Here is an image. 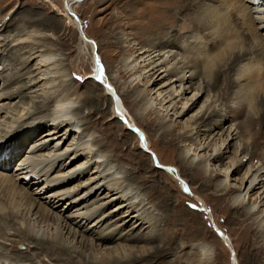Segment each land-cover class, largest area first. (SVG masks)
I'll return each mask as SVG.
<instances>
[{"label": "bare ground", "instance_id": "bare-ground-1", "mask_svg": "<svg viewBox=\"0 0 264 264\" xmlns=\"http://www.w3.org/2000/svg\"><path fill=\"white\" fill-rule=\"evenodd\" d=\"M164 1L170 9L176 6L179 0ZM196 1L200 2L198 5L203 8L201 10H204L206 16H202L204 20H200L201 24L199 21L197 23L201 28L208 30L204 36L210 40V47L204 46L205 40L201 43L200 38L198 42L201 48L191 39L181 43L173 35L168 37L163 35L153 46L139 48L134 56V66L140 67L142 72L137 75V78L141 77V80H145L143 88L140 89L144 92V89L153 85L147 90L146 96L149 98H145L142 111L146 109V105L149 107L154 104L156 112L162 115L160 116L161 126H167L173 117L175 121L177 117L191 111L195 105L190 110H186L185 105H192L194 94L210 92L212 89L209 86L214 87L219 76L224 74L223 66L226 65V69L230 68L229 64L233 66L237 60L239 68L232 79L239 88L242 87L244 92L246 91V98L255 100L260 90L264 92V0ZM75 2L77 1L64 0L65 12L77 29V40L81 43L80 45H89L93 53L97 43L85 33L82 21L73 9ZM189 2L191 1L182 0L181 8L187 7ZM168 23V18L163 21L161 17V20L154 23L156 27L151 30L159 31ZM41 31L46 30L32 28L30 24L5 37H1L0 33V48L3 47L0 52V75L3 76L0 92V237L3 239L0 241V264H38L36 258L34 259L31 255H13L12 252L10 253L11 249L8 252L9 243L6 242L10 240L9 236L12 234L27 240V247L36 249L33 253L36 257L40 252L44 257L47 256L50 260L48 264H53L52 262L139 264L142 260H146L147 256L158 255L159 252L161 253L159 250H163L158 245L154 246V249L140 245V242L148 244L158 238L156 232L152 231L155 223L154 217L149 215L152 210H149L148 202L137 189L133 191L127 187L126 175H121L115 163L108 159L102 150L100 151L99 147L102 143H99L97 137L90 132L82 131V124L77 119L78 106H80L78 99L71 92L64 93L66 81L71 79H68L64 72L57 50L48 42V38L50 39L53 34L50 32V34H41ZM64 34L65 32L62 33ZM239 36H243L248 50H242L244 44L239 43ZM125 41V46H128L129 50L133 49L135 44L127 38ZM236 43L239 44L236 45ZM9 44H11L10 50L14 47L8 55L9 58L12 54L14 56L12 59L19 55L17 59L20 67L18 68H15L14 62H8L2 56V52ZM174 48L186 54L192 51L196 55L192 53V57L183 56ZM22 49L24 51L20 55ZM229 52L234 54L230 55ZM95 57L93 66L97 74V58ZM130 57L131 55L120 60L124 69L132 62ZM99 59L100 64L103 65L100 56ZM217 61L222 64H216ZM27 62L31 63V66L26 64L27 69L22 71V65ZM214 63L219 67H214ZM147 66L150 68L144 70ZM200 66H203L202 69ZM150 70H152L151 73H149ZM116 71H119V67ZM93 78L95 79V76ZM115 78V73L108 74L104 68L101 80L108 92L103 91V94L107 98L110 95L114 98L115 104L111 106V109L115 106L121 117L123 111L120 98L117 97L115 90L113 92L110 90L114 89L110 79ZM91 82L101 85L100 81L96 82L92 79ZM15 84L20 86H14ZM188 93L189 96L186 95ZM179 95L183 100L179 106L180 111H176L177 105L173 99ZM14 97L19 98L15 100ZM25 98L28 99L26 101L28 103L36 102L35 104L40 108L42 106L46 108L35 110L34 105L25 106ZM92 98L93 96L89 94L87 101H91ZM92 101L95 102V99ZM204 102L196 113L198 118H206L211 113L216 114L213 100L206 99ZM254 104V102L253 105L249 104L251 109L256 106ZM257 104L264 105V98ZM95 108L101 111L98 103ZM171 109L173 112L170 113ZM34 114L39 115L34 116ZM218 117L211 118L206 123V128L203 130L206 137L203 135L201 139L198 137L199 134L194 135L195 127L200 124V121L197 120L193 125L188 126V129L183 130L182 141L189 140L191 143H187L189 149L182 158L206 173L208 162L212 159L219 160L223 156L226 150L225 145H227L224 142L233 141L234 156L230 159L229 168L227 164L224 176L219 181L221 189L225 190L229 184V170L233 168V172L240 171L247 160L245 155L248 152L244 150L247 147L246 142L244 145L239 138L241 129L235 128L237 130L235 133H233L234 130L225 131V137L222 135L224 132H214L216 128L224 130V123L227 120L220 115ZM255 123L261 127L258 128V135L259 129L264 130V110L260 113L258 111L247 113L246 127L250 128ZM133 127L137 128L135 124ZM129 130L136 132L132 127ZM138 130L141 134L142 131ZM40 131L42 133H39ZM142 134L144 135L143 132ZM253 141L257 145V141ZM143 143H146L145 139L141 142L144 148L147 143L146 145ZM193 144L195 146L192 148ZM147 151L150 152L148 149ZM218 151L221 152L220 155H217ZM12 162L14 165L11 164ZM262 163L259 165L248 163L240 177L241 188L232 196L231 204L233 207L244 209L247 213H254L262 206L259 214H262L260 218L264 220V166ZM160 167H165V171L173 169L161 164ZM10 170L11 174L8 173ZM174 172L176 173L175 170ZM85 175L87 176L83 177ZM39 181H41L40 187L36 186L37 188L33 189ZM182 186L188 189L183 182ZM252 194L254 197L250 199ZM118 200H120L118 206L107 211L106 206ZM120 212H124L121 214L122 218L120 217L118 224H114L112 219ZM126 228L127 231H125ZM142 229L148 231L145 236L134 233ZM215 230L224 241L227 240L217 226ZM112 243L115 244L110 247L108 244ZM208 251L209 247L202 242L192 244L189 247L192 258L184 264H208L210 260ZM26 260L29 262H25ZM172 263L173 261L170 264Z\"/></svg>", "mask_w": 264, "mask_h": 264}, {"label": "rangeland", "instance_id": "rangeland-1", "mask_svg": "<svg viewBox=\"0 0 264 264\" xmlns=\"http://www.w3.org/2000/svg\"><path fill=\"white\" fill-rule=\"evenodd\" d=\"M76 1L73 4V9L82 21L83 29L87 36L94 39L97 43V48L93 53L89 45H80L81 43L77 40L78 32L65 12L64 0H0V33L2 34L1 37H5L7 34H14L16 31H20L24 26L30 24L32 28L46 30L41 31V34H50L53 29L51 33L53 36L51 35V38H48V42L49 45L57 50L63 63L64 72L67 78L71 79L66 81L64 93L71 92L78 99L77 102L80 106H78L79 117L77 119L82 124V131L86 133L90 132L94 137H97L99 143H102L100 144L101 147H99L100 151L102 150L108 159L115 163L117 168L120 169L121 175H126L127 187L133 191L137 189L148 202L147 206L150 207L149 210H152L149 213L155 219L152 231L156 232L155 234L158 238L148 242V244L140 242V245H145L144 247L147 248L151 247V249H154V246L158 245L163 250H159L161 253L157 250L159 252L158 255L147 256V259L142 260L139 264H170L171 261H173L172 264H184L192 258L189 247L198 242H202L209 247L208 255L210 260L208 264H264V220L260 218L262 214H259L262 206L255 211L256 213H247L244 209L233 207L231 204L232 196L241 188L240 177L248 163L251 162L259 165L263 162L262 166H264V130L259 129L260 132L257 135L258 128H261L259 125L255 123L250 128L246 127V118L249 111H258L260 113L264 110V105L257 104V102H261L264 98V92L260 90V93L256 97L254 96L255 100H252L250 97L249 99L246 98V91L244 92L242 87L239 88L233 80L239 68V61L237 60V63L233 66L229 64L230 68L226 69V65L223 66L222 69L225 68L223 70L224 74L219 76V80L214 87L209 86L212 90L202 94L191 111H188L187 114L181 117H177L175 121V117H173L167 126H161L162 115L156 112L157 109L154 107V104L149 107L146 105V109L142 111L143 103L147 97V90L149 87H153V85L149 86L148 89H144V92L140 89L143 88L145 80H141V77L137 78V75L142 72L140 71V67L134 66L136 52L139 48L153 46L163 35L166 37L173 35L181 43L182 41L185 42L187 39H191L194 43L197 42L196 44L201 48L200 42H198L200 38L202 39L201 43H204L205 40L204 46L210 47V40L204 36L208 30L201 28L197 23L199 21L201 24L200 20H204L202 16H205L204 10H201L202 7L198 5L200 2L190 0L191 2H189L187 7L181 8L182 0H179L176 6L168 9L164 0ZM161 17L163 21L168 18L169 23L161 27L159 31H152V28L156 27L154 23L161 20ZM64 32L65 34L62 35ZM126 38L135 44L133 49L129 50L128 46H125ZM238 38L240 40L239 43L244 44L242 50H248V45L246 41H243V36H239ZM239 43H236V45ZM10 46L11 44L6 46V49L2 52L3 55H1L5 57L6 61L14 62L15 68H18L20 67L19 60L17 59L19 55L12 59L14 57L12 54L11 58H9L8 55L14 50V47L10 50ZM1 49L3 50V47L0 48V52L2 51ZM174 50L183 56L188 55L192 57L193 54L196 55L192 51L186 54L177 48H174ZM186 50L188 51V49ZM20 51V55H22L24 50ZM233 52L231 54L229 52L228 54L233 55ZM255 53L256 51L254 50ZM129 55H131L130 59L132 58V62L124 69L120 60ZM197 55L200 56L199 53ZM99 56L106 73L116 74L114 80L110 79L114 86V89L110 90L112 92L115 90L118 95L117 97L120 98L121 109L123 111L121 117L115 106L114 109H111V106L113 107V104H115L114 98L111 95V97L107 98L103 94V91L107 93L108 90L102 83V80L99 82L101 85L91 82L92 79L97 82L93 78L96 76L93 63L95 61L94 57L97 58ZM10 59L12 61H9ZM22 59L24 60V58ZM215 63L222 64L218 61ZM215 63L214 67L218 68L219 65ZM26 64L28 62L22 65V71L27 69V66L25 67ZM28 66H31V63ZM235 66L237 69H235ZM8 67L12 68L11 65H8ZM118 67L119 71H116ZM202 67L200 66L201 69ZM149 68L147 66L144 70H148ZM28 70L30 71V68ZM151 72L152 70L149 71V73ZM2 77L1 74L0 92L2 89ZM76 77L82 79H77ZM14 86L19 87L20 84H15ZM89 94L93 96L92 100L95 99V102L92 100L87 101ZM186 95L189 96L190 94ZM178 97L173 99L177 105L176 111H180L181 108L179 106H181L183 100L181 95ZM14 98L18 100L19 97ZM25 99L26 102L28 99ZM206 99L213 100L216 114L211 113L212 115L210 114L206 118H198L196 116L194 118V114L198 113L199 107L205 103ZM253 102L256 106L254 109H251ZM26 103L25 106L29 104L31 106L34 105L35 110L40 108L35 104L36 102ZM97 103L101 111L96 110ZM116 103L118 102L116 101ZM156 107L158 108L157 104ZM45 108L42 106L40 109L44 110ZM171 112H173L172 109L170 110ZM36 115L39 114H34V116ZM218 115L227 120L224 123V130L221 131L216 128L214 132H224L222 135L225 137V131L234 130L233 133H235L241 129L239 138L242 139L244 145L246 142L247 147L244 150L248 152L245 155L247 160L240 171L233 172V168L229 170V184L225 190L221 189L219 181L223 178L227 164L229 168L230 159L234 156L233 141L229 143V140H226L224 142V144L229 146L226 147L223 156L219 160L212 159L208 162L206 173L182 158L189 149L187 143H191L189 140L182 141L181 137L184 136L183 130L188 129V126L190 127V125H193L198 120L200 124L195 127L194 131H196V134L194 135L199 134L198 137L200 139L203 135L206 137L203 131L206 128V123L211 118H219ZM203 118L205 120H201ZM128 123L131 126L135 124L144 133L143 137L147 145L146 143L143 144L154 154H151L142 147L138 132L130 131L129 128L131 126ZM181 127L185 128L182 129ZM39 133H42V131ZM235 135L238 136L237 134ZM253 140L257 141V145H255ZM194 146L193 144L192 148ZM242 155L243 153L240 157ZM11 164L14 165V162ZM160 164L162 166H170L176 173L169 170L165 171V167H160ZM10 172L11 170L8 171V173ZM182 182L187 185V192L185 191L186 187L183 188ZM39 184H41V181L35 184L33 189L39 188ZM253 197L254 194L251 195L250 199H253ZM91 199L89 200L90 202ZM119 202L120 200L114 201L109 206H106L108 208L107 211L116 208ZM191 205H195L196 207L192 208ZM123 213L120 212L114 216L112 222L118 224ZM214 225L223 232L227 239H225L226 241L216 232ZM145 229L147 230V228ZM145 229L136 230L134 233L145 236L148 232ZM127 230L126 228L125 231ZM9 238L10 240L6 242L9 243L7 250L9 252L11 249L10 253L12 252L13 255H31L34 259L36 258L35 260L38 264H48L47 262L50 261L41 252L36 257L33 254L36 249L27 247V240L20 239L19 236L14 234L10 235ZM0 241H3L1 237ZM114 244L108 245L113 247ZM45 259L48 260L46 261ZM25 262L28 263L29 260ZM52 263L59 264L58 262Z\"/></svg>", "mask_w": 264, "mask_h": 264}, {"label": "snow or ice", "instance_id": "snow-or-ice-1", "mask_svg": "<svg viewBox=\"0 0 264 264\" xmlns=\"http://www.w3.org/2000/svg\"><path fill=\"white\" fill-rule=\"evenodd\" d=\"M96 72H97V75L95 76V79H96L97 81H100V80L102 79V77H103V74H104V68H103V66L100 64V59H99V57H97V69H96ZM76 78H77V79H82V78H80V77H76ZM109 87H110V86H109ZM200 95H202V93H200V94H194L192 105H185V109H186V110H190V108H191L192 106H194L196 102H198V100H199V96H200ZM195 116H196V114H194V118H195ZM124 122L126 123V121H124ZM135 131H139V130L136 129ZM141 139H143V134H141ZM225 147H227V145H225ZM220 154H221V152L218 151L217 155H220ZM169 171H174V169H169ZM185 191L187 192L188 189L185 188ZM191 207H192V208H195L196 206H195V205H191Z\"/></svg>", "mask_w": 264, "mask_h": 264}, {"label": "water", "instance_id": "water-1", "mask_svg": "<svg viewBox=\"0 0 264 264\" xmlns=\"http://www.w3.org/2000/svg\"><path fill=\"white\" fill-rule=\"evenodd\" d=\"M72 15L76 18V15H75V13H73L72 12ZM77 19V18H76ZM101 81V80H100ZM128 125L129 126H131L129 123H128ZM134 130H136L137 128H135V127H133V126H131ZM138 132V134H139V136H140V139H141V134L139 133L140 131H137ZM144 141V137H143V139H141V142H143ZM144 148L147 150L148 148H147V146H144ZM216 227V226H215ZM217 229V228H216Z\"/></svg>", "mask_w": 264, "mask_h": 264}]
</instances>
